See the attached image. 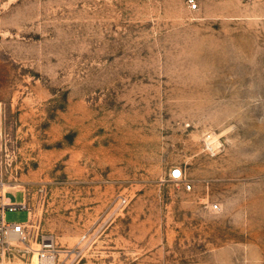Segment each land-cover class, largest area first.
Returning a JSON list of instances; mask_svg holds the SVG:
<instances>
[{
	"label": "rangeland",
	"instance_id": "1",
	"mask_svg": "<svg viewBox=\"0 0 264 264\" xmlns=\"http://www.w3.org/2000/svg\"><path fill=\"white\" fill-rule=\"evenodd\" d=\"M193 1L0 0V160L56 264H264V0Z\"/></svg>",
	"mask_w": 264,
	"mask_h": 264
},
{
	"label": "built area",
	"instance_id": "2",
	"mask_svg": "<svg viewBox=\"0 0 264 264\" xmlns=\"http://www.w3.org/2000/svg\"><path fill=\"white\" fill-rule=\"evenodd\" d=\"M198 4L191 0V8H197ZM8 167L0 160V264L15 259H30L34 264H56L59 247L54 236L34 234L31 223V209L27 201L14 202L8 196L7 186L15 185L10 182L7 173ZM171 176L180 180L184 177L181 168H175ZM190 186V185H189ZM127 199H123L125 203ZM25 209L28 211V219L25 221H8L6 213L8 210ZM35 237L37 247L32 245L31 240ZM32 256V257H31Z\"/></svg>",
	"mask_w": 264,
	"mask_h": 264
},
{
	"label": "bare ground",
	"instance_id": "3",
	"mask_svg": "<svg viewBox=\"0 0 264 264\" xmlns=\"http://www.w3.org/2000/svg\"><path fill=\"white\" fill-rule=\"evenodd\" d=\"M11 187L19 188V185H17V184H15V185H10V184H9V185L7 186V190L10 189Z\"/></svg>",
	"mask_w": 264,
	"mask_h": 264
}]
</instances>
